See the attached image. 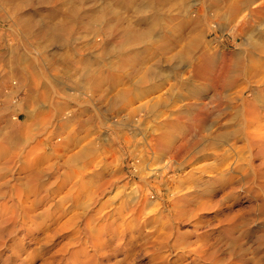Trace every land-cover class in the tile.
Here are the masks:
<instances>
[{
    "label": "rangeland",
    "instance_id": "obj_1",
    "mask_svg": "<svg viewBox=\"0 0 264 264\" xmlns=\"http://www.w3.org/2000/svg\"><path fill=\"white\" fill-rule=\"evenodd\" d=\"M81 1L67 33L68 0H0V264H264V154L251 144L264 51L248 56L264 0L235 17L233 0ZM131 31L144 37L122 44ZM202 245L214 255L191 252Z\"/></svg>",
    "mask_w": 264,
    "mask_h": 264
},
{
    "label": "bare ground",
    "instance_id": "obj_2",
    "mask_svg": "<svg viewBox=\"0 0 264 264\" xmlns=\"http://www.w3.org/2000/svg\"><path fill=\"white\" fill-rule=\"evenodd\" d=\"M69 2H70V8L66 11V14H65V18L67 19V21H68V24H67V26L64 28V30H65V32H67V29H69L73 24L74 25H76V24H78L79 22H81V3H82V1L81 0H68ZM117 1V0H116ZM151 1V0H150ZM218 2H220V1H222V0H217ZM247 0H233V1H231V4H230V13L232 14V16H236V15H238V13H239V11H240V9H241V7L244 5V3L246 2ZM249 1V0H248ZM66 2V1H65ZM123 2V1H122ZM68 3V2H67ZM2 4V3H1ZM84 4V3H83ZM145 4V3H144ZM150 4V3H149ZM108 5V4H107ZM110 5H112V4H110ZM109 5V6H110ZM108 6V7H109ZM68 7V6H67ZM108 7H107V9H108ZM115 7V6H114ZM263 10H264V4H263ZM262 7L260 6V7H258V9H262ZM118 9H120V8H117V10ZM258 9H255V11H251V13L252 14H254V13H257L256 12V10H258ZM103 12V11H102ZM110 12H111V10H110ZM112 13V12H111ZM115 13H116V10H115ZM108 15V14H107ZM105 16V15H104ZM109 16V15H108ZM30 17H32V16H30ZM63 17V16H62ZM99 17H100V15H99ZM99 17H98V19H99ZM30 19V18H29ZM32 19V18H31ZM95 19V18H94ZM97 19V20H98ZM103 19V18H102ZM39 21V20H38ZM96 22V21H95ZM26 23V22H25ZM65 23V22H64ZM28 24H30V23H28ZM55 24V23H54ZM80 24V23H79ZM82 24V23H81ZM80 24V25H81ZM90 24H92V23H90ZM26 25V24H25ZM37 25V24H36ZM245 26L247 25V24H244ZM244 25L243 26H241V28L242 27H244ZM38 26V25H37ZM57 26V25H56ZM28 27H29V25H28ZM27 27V28H28ZM36 27V26H35ZM39 27V26H38ZM49 27V26H48ZM46 28L47 29V31H45L46 32V34H47V36H53V37H57V38H59L60 39V37H62V36H64L61 32H58L57 33V30L55 29V28H53L52 29V27L51 28ZM59 27H61V26H59ZM125 27V26H124ZM127 27V26H126ZM136 27V26H135ZM34 28V27H33ZM32 28V29H33ZM63 28V27H62ZM132 27H129V28H127V30L128 29H131ZM241 28L239 29V30H241ZM42 29V28H41ZM41 29H37L39 32H40V30ZM120 29V28H119ZM126 29V28H125ZM134 29V28H133ZM132 29V31L133 32H136V30H133ZM139 29V28H138ZM24 30V29H23ZM27 30V29H26ZM61 30V29H60ZM143 30V29H142ZM146 30V29H145ZM144 30V31H145ZM150 30V29H149ZM151 30H152V28H151ZM238 30V31H239ZM262 30V29H261ZM36 31V30H35ZM132 31H131V33H129L127 36H126V40L125 39H123V41L124 42H121L122 44L124 43V44H133V42L136 40V39H140V38H142V37H144L143 35H139V34H135V33H132ZM140 31V30H139ZM144 31L142 32V33H144ZM27 32H29L28 30H27ZM41 32H43V31H41ZM129 32V31H128ZM147 32V31H146ZM151 32L152 31H148L147 32V37L146 38H148V37H151ZM33 32H31V34H32ZM68 33V32H67ZM34 34V33H33ZM40 34V33H39ZM38 34V35H39ZM43 34V33H42ZM45 34V33H44ZM43 34V35H44ZM264 34V33H263ZM263 34L262 35H259V36H253L252 38H250L251 39V41L249 42V46H250V49H249V51H248V56H250L249 54H253V57H254V54H256V52L257 51H264V38H262V36H263ZM42 35V36H43ZM253 35V34H252ZM124 36V35H123ZM142 36V37H141ZM44 37H45V35H44ZM41 38V37H40ZM52 38V37H51ZM57 38H55V39H57ZM62 39H64L63 37H62ZM180 39H182V38H180ZM53 40V39H52ZM66 40V39H65ZM64 40V41H65ZM140 41V40H139ZM170 42V41H169ZM121 44V46H123L124 47V45H122ZM169 44V43H168ZM174 44H178V42L177 43H174L173 42V44H172V46L174 47L175 46V48L177 47L176 45H174ZM120 45V44H119ZM164 44H162L161 46H163ZM126 46V45H125ZM165 46V45H164ZM171 46V42H170V44H169V47ZM171 46V47H172ZM116 49H118V51H119V48H116ZM125 49V48H124ZM173 50H174V48H173ZM116 51V50H115ZM122 51V50H121ZM246 52V51H245ZM120 53V52H119ZM246 54V53H245ZM246 56V55H245ZM260 56H262V54H260ZM243 58V57H242ZM244 58H246V57H244ZM249 58V57H248ZM247 58V59H248ZM256 58H257V56H256ZM263 59V58H262ZM141 60V59H140ZM240 60H241V58H240ZM245 60V59H244ZM244 60H242V61H244ZM249 60V59H248ZM251 60V59H250ZM205 61V60H204ZM241 61V62H242ZM250 62V61H249ZM256 62V61H255ZM255 62H254V64H255ZM243 63V62H242ZM245 63V62H244ZM257 63V62H256ZM247 64H249V63H247ZM209 65V64H208ZM237 66H238V64H236ZM253 65V64H252ZM258 65H259V63H258ZM12 66V65H11ZM243 66V65H242ZM241 66V67H242ZM254 66V65H253ZM257 66V65H256ZM240 67V66H239ZM244 67V66H243ZM251 67V66H250ZM204 68V67H203ZM246 68V67H245ZM252 68V67H251ZM150 69V68H149ZM200 69V68H199ZM198 69V70H199ZM152 70V69H151ZM151 70H149L150 72H151ZM201 70V69H200ZM205 70V69H204ZM231 70V69H230ZM241 70V69H240ZM239 70V71H240ZM246 71H248L247 69H245ZM258 70L260 71L258 74H257V76H256V80H257V78L259 79L257 82H260V83H262V84H264V62L263 63H260V65L258 66ZM90 71V70H89ZM145 71V70H144ZM147 71H148V69H147ZM146 71V72H147ZM189 71V70H188ZM210 71V70H209ZM218 71V70H217ZM238 71V70H237ZM236 71V72H237ZM96 72V71H95ZM115 72V71H114ZM122 72V71H121ZM138 72V71H137ZM137 72H136V74H137ZM157 72H160V71H157ZM194 72H196V71H194ZM207 72V71H206ZM226 72V71H225ZM229 72V71H228ZM90 73V72H89ZM91 73H93V72H91ZM129 73V72H128ZM141 73V72H140ZM187 73H189V72H187ZM209 73V72H208ZM214 73H216V71L214 70ZM245 73V72H244ZM127 74V73H126ZM131 74V73H130ZM141 74H143V73H141ZM148 75H149V73H147ZM154 74V73H153ZM158 74V73H157ZM160 74V73H159ZM175 74V73H174ZM199 74V73H198ZM204 74V73H203ZM210 74V73H209ZM218 74V73H217ZM226 74V73H225ZM231 74V73H230ZM232 74H234V73H232ZM252 74V73H251ZM253 74L255 75V73H254V71H253ZM252 74V75H253ZM114 75V74H113ZM112 75V76H113ZM116 75V74H115ZM117 75H118V73H117ZM134 75V74H133ZM132 75V76H133ZM147 75V76H148ZM155 75H156V72H155ZM185 75V74H184ZM246 75V74H245ZM252 75H250V77H252ZM112 76H110V77H112ZM119 76V75H118ZM124 76H125V74H124ZM137 77L139 76V74L138 75H136ZM142 76V75H141ZM141 76H139L140 78H142ZM168 76V75H167ZM190 76V75H189ZM218 76V75H217ZM216 76V77H217ZM109 77V78H110ZM123 77V76H122ZM126 77V76H125ZM138 77V79H140ZM150 77V76H149ZM156 77H160V76H156ZM174 77V76H173ZM181 77V76H180ZM191 77H193V76H191ZM211 77V76H210ZM213 77V76H212ZM215 77V76H214ZM225 77H226V75H225ZM247 77V76H246ZM129 78V77H128ZM136 78V77H135ZM151 78V77H150ZM182 78H184V77H182ZM195 78V77H194ZM232 78H235L234 76L232 77ZM103 79H105L104 77H99L98 79H96V84H100V83H104V81H103ZM113 78H111L109 81H111ZM122 79H124V77L122 78ZM134 79V78H133ZM180 79V78H179ZM222 79H224V78H222ZM230 79V78H229ZM250 79V78H249ZM254 79V78H253ZM135 80V79H134ZM142 80H143V78H142ZM142 80H140L141 82H142ZM152 80V79H151ZM173 80V79H172ZM177 80H178V78H177ZM186 80V79H185ZM188 80V79H187ZM189 80H192L191 81V83L193 82V84H194V80L193 79H189ZM221 80V79H220ZM233 80V79H232ZM243 80V79H242ZM255 80V79H254ZM106 81H108V80H106ZM105 81V82H106ZM114 81H116V80H114ZM125 81V80H124ZM132 81V80H131ZM144 81V80H143ZM146 81V80H145ZM159 81V80H158ZM169 81V80H168ZM179 81V80H178ZM195 81H196V79H195ZM222 81V80H221ZM221 81H219V82H221ZM224 81V80H223ZM222 81V82H223ZM250 81V80H249ZM100 82V83H99ZM111 82H113V80L111 81ZM117 83H118V81H116ZM181 82V81H180ZM215 82V81H214ZM221 82V83H222ZM240 82V81H239ZM246 82V81H245ZM253 82V81H252ZM91 83V82H90ZM115 83V82H114ZM121 83H123V82H121ZM137 83L139 84L140 82H138L137 81ZM159 83V82H158ZM161 83V82H160ZM198 83V82H197ZM200 83V82H199ZM251 83V82H250ZM16 84V83H15ZM119 84V83H118ZM125 84V83H124ZM123 84V85H124ZM137 84V85H138ZM142 84V83H141ZM152 84V83H151ZM162 85L164 84V82L163 83H161ZM195 84H196V82H195ZM234 83H232V85H233ZM237 84V83H236ZM240 84V83H239ZM115 85H116V83H115ZM114 85V86H115ZM140 85V84H139ZM138 85V87H140ZM154 85V84H153ZM181 85H182V83H181ZM190 85V84H189ZM219 85H222V84H220L219 83ZM251 85H253V84H251ZM250 85V86H251ZM119 86L120 87H122L121 86V84H119ZM146 86V85H145ZM240 86V85H239ZM242 86V85H241ZM240 86V87H241ZM244 86V85H243ZM246 86H248V85H246L245 84V87ZM255 86H256V84H255ZM262 86H264V85H262ZM124 87H125V85H124ZM123 87V88H124ZM211 87V86H210ZM221 87V86H220ZM239 87V88H240ZM119 88V87H118ZM126 88V87H125ZM137 88V87H136ZM174 88V87H173ZM185 88L187 89V86H185ZM218 88V87H217ZM223 88V87H222ZM237 88V87H236ZM239 88H237V89H239ZM249 88V87H248ZM117 89V88H116ZM179 89V88H178ZM235 89V88H234ZM148 90V89H147ZM177 90V89H176ZM189 92H190V94L191 95H193V97L194 96H198L200 99H197V100H201V99H204L205 97H203V96H205V94H203V93H206V91H205V89L203 90V88H202V86H194V89H190V88H188L187 89ZM220 90V89H219ZM236 90V89H235ZM245 90H250V89H246L245 88ZM117 91H118V89H117ZM138 91H141V90H139L138 89ZM156 91V90H155ZM210 91V90H209ZM213 91V90H212ZM215 91H218L217 89L215 90ZM237 91V90H236ZM124 92V91H123ZM169 92V91H168ZM176 92H178V90L176 91ZM211 92V91H210ZM209 92V93H210ZM224 92V91H223ZM240 92V91H239ZM244 92H246V91H244ZM134 93V92H133ZM241 93V92H240ZM250 93V92H249ZM252 93V92H251ZM119 94V93H118ZM201 94H203V95H201ZM213 94H215V93H213ZM241 94H243V93H241ZM217 95V94H216ZM218 95H221V94H219L218 93ZM223 95H224V93H223ZM120 96H121V94H120ZM207 96V95H206ZM232 96V95H231ZM252 96V95H251ZM250 96V97H251ZM222 97V96H221ZM121 98V97H120ZM167 98V97H166ZM243 98V97H242ZM187 99V98H186ZM220 99V98H219ZM208 100V99H207ZM240 100V99H239ZM178 101V100H177ZM176 101V102H177ZM191 101V100H190ZM209 101V100H208ZM222 101V100H221ZM260 101V100H259ZM179 102H181V100H179ZM193 102V101H192ZM190 103L189 105H190V107L191 108H193V107H195V106H198V105H208V104H206V103H203L204 101H202V102H200V103ZM206 102V101H205ZM227 102V101H226ZM229 102V101H228ZM213 103V102H212ZM239 103H241V102H239ZM243 103V102H242ZM262 103H264L263 101H262ZM118 104V103H117ZM228 104V103H227ZM188 105V104H187ZM236 105V104H235ZM124 106H126V105H124ZM133 106V105H132ZM152 106V105H151ZM171 106V105H170ZM180 106V105H179ZM183 106V105H182ZM229 106H230V104H229ZM143 107V106H142ZM141 107V108H142ZM166 107V106H165ZM133 108V107H132ZM136 108V107H135ZM162 108V107H161ZM185 108V107H184ZM197 108V107H196ZM215 108V107H214ZM218 108V107H217ZM220 108V107H219ZM62 109V108H61ZM131 109V108H130ZM250 109H252V107H250ZM172 110V109H171ZM233 110V109H232ZM249 110V109H248ZM133 111V110H132ZM137 111V110H136ZM161 111V110H160ZM234 111V110H233ZM138 112V111H137ZM245 112V111H244ZM136 113V112H135ZM156 113V112H155ZM182 113H184V112H182ZM211 113L213 114V112H211V110H209V109H207L206 111H205V116L207 117L208 116V118H205V119H209L210 118V115H211ZM242 113H243V111H242ZM138 114V113H137ZM210 114V115H209ZM219 113H217V115H218ZM167 115H169L170 116V114L168 113ZM166 115V116H167ZM214 115V114H213ZM235 115V114H234ZM239 115H240V113H239ZM242 115V114H241ZM186 116V115H185ZM244 116H245V114H244ZM244 116H243V118H241V119H245L244 118ZM251 120L255 123V126H256V128H255V130H254V133H253V136H251V137H253L252 138V142L253 143H251V144H253L255 147H257L258 148V150H259V153H261V154H264V104H262V105H260V106H257V107H255L254 109H252V112H251ZM195 117H197V116H195ZM229 117V116H228ZM234 117V116H233ZM238 118H239V116H237ZM241 117V116H240ZM64 118V117H63ZM62 118V119H63ZM66 118H68L69 120H66ZM65 118V120H63V121H61V123H60V128H63L65 125H67V123H72V122H70V117H66ZM185 118H187V117H185ZM232 118V117H231ZM187 119H189V118H187ZM194 119V118H193ZM197 119V118H196ZM224 119V118H223ZM222 119V120H223ZM228 119L229 118H227V121H228ZM72 120V119H71ZM178 120V119H177ZM245 120H247V118L245 119ZM244 120V121H245ZM190 121V120H189ZM200 121L201 122H203L204 120L202 119L201 120V118H200ZM229 121H230V119H229ZM160 122V121H159ZM169 122V121H168ZM177 122V121H176ZM186 122V121H185ZM204 122H206V121H204ZM248 122V121H247ZM187 123V122H186ZM193 123V122H192ZM207 123V122H206ZM235 123V122H234ZM237 123H239V122H237ZM244 123V122H243ZM246 123V122H245ZM175 124H177V123H175ZM197 124V123H196ZM200 124H202V123H200ZM209 124V123H208ZM222 124V123H221ZM224 124V123H223ZM241 124H242V122H241ZM186 125V124H185ZM194 125V124H193ZM203 125V124H202ZM216 125V124H215ZM226 125H228V124H226ZM225 125V126H226ZM233 125V124H232ZM234 125H236V124H234ZM233 125V126H234ZM176 126V125H175ZM183 126V125H182ZM199 126H201V125H199ZM199 126H197L196 128H198ZM205 126V125H204ZM208 126H210V125H208ZM228 126H230V125H228ZM233 126H231V127H233ZM249 126V125H248ZM157 127V126H156ZM211 127V126H210ZM214 126H212V128H213ZM218 127V126H217ZM231 127H229L230 129H231ZM238 127V126H237ZM245 127H246V125H245ZM221 128V127H220ZM156 129V128H155ZM171 129V128H170ZM173 129V128H172ZM195 129V128H194ZM199 129V128H198ZM215 129V128H214ZM244 129H246V128H244ZM161 130V129H160ZM184 130V129H183ZM193 130V129H192ZM167 131V130H166ZM166 131L164 132V133H166ZM171 131V130H170ZM187 131V130H186ZM195 131V130H194ZM216 131H217V129H216ZM231 131V130H230ZM244 131H246L247 132V130H244ZM185 132V131H184ZM189 132V131H188ZM187 132V133H188ZM193 132V131H192ZM196 132H198V131H196ZM220 132V131H219ZM234 132V131H233ZM194 133V132H193ZM221 133V132H220ZM250 132L248 131V134H249ZM185 134V133H184ZM203 134V133H202ZM213 134V133H212ZM244 134H247V133H244ZM248 134H247V136H248ZM193 135V134H192ZM196 135V134H195ZM198 136V135H197ZM163 137V136H162ZM213 137H217V136H213ZM239 137H240V135H239ZM244 137H245V135H244ZM10 139H8L10 142H9V144H12L13 143V139L14 138H11V137H9ZM19 138V137H18ZM184 138H188V136L187 137H184ZM183 138V139H184ZM191 138V137H190ZM219 138V137H218ZM181 139V138H180ZM200 139V138H199ZM209 139V138H208ZM247 139H249L248 137H247ZM16 139H14V141H15ZM20 140V139H19ZM186 140V139H185ZM192 140H195V139H192ZM250 140V139H249ZM18 141V140H17ZM16 141V142H17ZM183 141V140H182ZM251 141V140H250ZM8 142V141H7ZM183 142H185V141H183ZM182 142V143H183ZM240 142V141H239ZM245 142V141H244ZM230 143V142H229ZM248 143V142H247ZM233 144V143H232ZM239 144V143H238ZM241 144V143H240ZM239 144V145H240ZM13 145H14V143H13ZM192 145H193V143H192ZM207 145V144H206ZM223 145V144H222ZM230 145V144H229ZM228 145V146H229ZM245 145V144H244ZM7 146V145H6ZM211 146H213V145H211ZM233 146V145H232ZM236 146H238V145H236ZM242 146V145H241ZM248 146H249V144H248ZM176 147V146H175ZM199 148H201V146L199 147ZM242 148V147H241ZM198 149V148H197ZM176 150H178L177 148H176ZM225 150V149H224ZM8 151H9V149H7V150H5V152L6 153H8ZM228 151V150H227ZM240 151V150H239ZM185 152V151H184ZM183 152V153H184ZM223 151H221L220 152V154L222 153ZM229 152V151H228ZM230 152H231V149H230ZM251 152V151H250ZM5 153V154H6ZM173 153H175V152H173ZM172 153V154H173ZM186 153V152H185ZM207 153V152H206ZM217 153V152H216ZM215 153V154H216ZM236 153V152H235ZM243 153V152H242ZM251 153H254V152H251ZM180 154V153H179ZM233 154V153H232ZM257 154V153H256ZM174 155V154H173ZM186 154H183L182 155V153L179 155V156H183V158H184V156H185ZM217 155H218V153H217ZM231 155V154H230ZM241 155V154H240ZM252 155L253 154H251V157H252ZM260 155V154H259ZM177 156V155H176ZM228 156H229V154H228ZM234 157H236L235 156V154L233 155ZM255 156V155H254ZM253 156V157H254ZM168 157V156H167ZM234 157H231V158H234ZM237 157H239L238 155H237ZM249 157V156H248ZM262 157V156H261ZM176 158H178V157H176ZM187 158H189V157H187ZM13 159V158H12ZM179 159H181L180 157L178 158V159H176V160H178L179 161ZM222 159V158H221ZM221 159H220V161H221ZM167 160V159H166ZM173 160V159H172ZM183 160V159H182ZM224 160V159H223ZM230 159H228V161H229ZM238 160V159H237ZM241 159H239V161H240ZM177 161V162H178ZM198 161V160H197ZM232 161V160H231ZM245 161V160H244ZM163 162V161H162ZM175 162V161H174ZM179 162H181V161H179ZM184 162V161H183ZM186 162V161H185ZM222 162V161H221ZM233 162V161H232ZM241 162V161H240ZM253 162H254V160H253ZM10 163V162H9ZM195 163V162H194ZM234 163V162H233ZM179 164V163H178ZM180 164H182V162L180 163ZM223 163H221V164H219V165H222ZM227 164H229V163H227ZM227 164L225 165V166H227ZM231 165H232V163H230ZM248 163H244V165H247ZM264 164V163H263ZM175 165V164H174ZM191 165V164H190ZM250 165H252V164H250ZM250 165H247L248 167L250 166ZM176 166V165H175ZM201 166V165H200ZM224 166V167H225ZM229 166V165H228ZM234 166H235V164H234ZM233 166V167H234ZM5 167V166H4ZM170 167V161H165V163H164V169L166 170V168L168 169ZM208 167V166H207ZM220 167V166H219ZM222 167V166H221ZM238 167L239 166H236V170H234V171H237V169H238ZM226 168V167H225ZM249 168H251V167H249ZM163 169V170H164ZM179 169V168H178ZM187 169V168H186ZM220 169V168H219ZM233 169H235V168H233ZM4 170V169H3ZM155 170H157V169H155ZM227 170V169H226ZM229 170V169H228ZM239 170H241V169H239ZM253 170V169H252ZM5 171H6V169H5ZM9 171V170H8ZM199 171V168L197 167V169H194V170H191L189 173H188V175H187V177H190V178H192L197 172ZM208 171V170H207ZM227 172H230V171H227ZM238 172H241V171H238ZM152 173H153V171H152ZM228 174V173H227ZM198 175V174H197ZM228 175H230V174H228ZM43 176V175H42ZM189 178V179H190ZM200 178V177H199ZM187 179V178H186ZM195 179V178H194ZM201 179V178H200ZM199 179V180H200ZM183 180V179H182ZM185 181V180H184ZM192 182V181H191ZM190 182V183H191ZM192 184V183H191ZM41 186V185H40ZM42 188V187H41ZM35 189V188H34ZM16 190V189H15ZM30 195V194H29ZM8 196V195H7ZM202 196V195H201ZM6 197V196H5ZM200 197V196H199ZM134 199H136V198H134ZM199 200V199H198ZM203 201V200H202ZM207 202H209L210 200H206ZM64 202V201H63ZM205 202V201H204ZM206 202V203H207ZM196 203V202H195ZM220 203V202H219ZM32 204V203H31ZM59 205V204H58ZM7 206V205H6ZM61 206V205H60ZM144 206V205H143ZM62 207V206H61ZM193 207V206H192ZM24 208V207H23ZM29 208V207H28ZM100 208H101V206H100ZM99 208V210H101ZM107 208V207H106ZM5 209H6V207H5ZM8 210V209H7ZM102 210H103V208H102ZM101 210V211H102ZM145 210L146 209H144V210H137V211H140V215H141V212H145ZM6 211V210H5ZM12 211V210H11ZM100 211V212H101ZM136 211V210H135ZM7 212V211H6ZM16 212V211H15ZM62 212V211H61ZM130 212V211H129ZM202 212V211H201ZM27 213V212H26ZM96 214V213H95ZM99 214V213H98ZM103 214V213H102ZM101 214V215H102ZM120 214H122V213H120ZM138 214V213H137ZM53 215V214H52ZM65 215V214H64ZM97 215V214H96ZM119 216V215H118ZM124 216V215H123ZM54 217V216H53ZM113 217V216H112ZM14 218V217H13ZM60 218V217H59ZM9 219V218H8ZM6 220V222H8V221H10V220ZM48 219V218H47ZM61 219V218H60ZM115 219V218H114ZM113 219V220H114ZM14 220H15V218H14ZM122 220V219H121ZM148 220V219H147ZM146 220V221H147ZM187 220V219H186ZM86 221V220H85ZM109 221H112V220H109ZM14 222V221H13ZM61 222V221H60ZM12 223V222H11ZM100 223V222H99ZM101 223H103V222H101ZM106 223V222H105ZM104 223V224H105ZM116 224V223H115ZM102 225V224H101ZM88 226H89V224H88ZM113 226V225H112ZM99 227V226H98ZM171 227H172V225H171ZM100 228V227H99ZM99 230V229H98ZM100 231V230H99ZM110 231V230H109ZM102 232V231H101ZM75 233V232H74ZM73 233V234H74ZM176 234H178L177 232H175ZM116 235V234H115ZM187 235H189V233L187 232ZM85 236V235H84ZM117 236V235H116ZM176 236V235H175ZM71 237V236H70ZM169 235L168 234H165V235H161L159 238H160V246H162V248L163 247H168L167 246V244H168V240H169ZM174 239H175V237H173ZM86 239V238H85ZM82 240V242L80 243V245H82V249H83V251H84V253H85V255L87 254V256H88V254H89V252H88V250H87V247H88V243L86 242V240ZM201 239H203L202 238V236H201ZM88 240V239H87ZM172 240V239H171ZM97 241V240H96ZM99 241V240H98ZM170 241V240H169ZM177 242H179V240H177ZM98 243V242H97ZM184 243V242H183ZM91 244V243H90ZM92 244H94V243H92ZM180 244V243H179ZM178 244V245H179ZM97 245V244H96ZM95 245V246H96ZM172 245V244H171ZM182 245H184V244H182ZM181 245V246H182ZM87 246V247H86ZM90 246H93V247H95L94 245H90ZM206 246V245H205ZM205 246H200L201 247V249H199V252H198V249H195V250H193V251H191V252H194V253H196L200 258L202 257V258H205L206 256H213L214 255V251H212V249H210V250H208V248H206L205 249ZM179 247H180V245H179ZM178 247V248H179ZM198 247V246H197ZM70 248V247H69ZM71 249V248H70ZM95 248H93V250H94ZM168 249V248H167ZM176 249V248H175ZM87 250V251H86ZM232 250V249H231ZM62 251V250H61ZM168 251V250H167ZM64 252V251H63ZM77 252V251H76ZM76 252H71L70 253V255L71 254H73V253H76ZM175 252V251H174ZM193 253V254H194ZM159 254V253H158ZM169 254V253H168ZM211 254V255H210ZM234 254V253H233ZM91 255V254H90ZM186 255V254H185ZM220 255V254H219ZM193 256H195V255H193ZM186 257V256H185ZM70 259H71V257H70ZM70 259H67L68 261L70 260ZM213 259V257L211 258V260ZM168 260V259H167ZM200 260V259H199ZM226 260V259H225ZM91 261V260H90ZM205 261V260H204ZM221 260L219 259V261L218 262H220ZM202 262H203V260H202ZM165 264V263H164Z\"/></svg>",
    "mask_w": 264,
    "mask_h": 264
}]
</instances>
